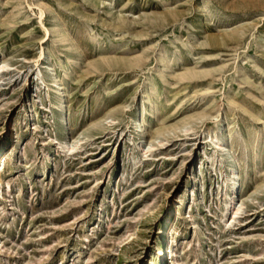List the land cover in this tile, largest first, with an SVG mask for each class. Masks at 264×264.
Wrapping results in <instances>:
<instances>
[{"label":"rangeland","instance_id":"rangeland-1","mask_svg":"<svg viewBox=\"0 0 264 264\" xmlns=\"http://www.w3.org/2000/svg\"><path fill=\"white\" fill-rule=\"evenodd\" d=\"M0 61V264H264V0H0Z\"/></svg>","mask_w":264,"mask_h":264},{"label":"bare ground","instance_id":"bare-ground-1","mask_svg":"<svg viewBox=\"0 0 264 264\" xmlns=\"http://www.w3.org/2000/svg\"><path fill=\"white\" fill-rule=\"evenodd\" d=\"M165 56L162 55V58H161V61H160V64L163 65L165 64ZM3 62L0 61V65H2ZM4 65V64H3ZM6 66V65H4ZM3 68V67H1ZM0 68V69H1ZM155 108V106H154ZM138 128L141 129V132H143V129H142V126L140 124H137ZM223 129V127H222ZM222 131V130H220ZM159 135V134H158ZM223 138H224V134L222 136V139L219 140L217 143H216V147L218 149H221L223 148ZM222 150V149H221ZM238 172L236 170V167L235 165H231L230 166V171H229V176H228V180H227V185L229 186L230 190H231V193L229 194V207L231 209L229 215H230V218L232 220H235V218L238 216L239 214V211L241 209V202H240V198L238 197V192H237V186H238ZM100 183L98 181H96L94 183V186L93 188H96ZM101 204V203H100Z\"/></svg>","mask_w":264,"mask_h":264}]
</instances>
